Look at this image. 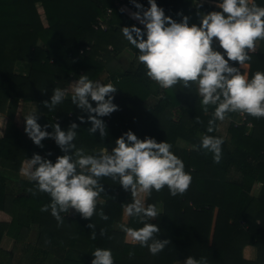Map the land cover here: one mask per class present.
<instances>
[{"label":"trees","instance_id":"trees-1","mask_svg":"<svg viewBox=\"0 0 264 264\" xmlns=\"http://www.w3.org/2000/svg\"><path fill=\"white\" fill-rule=\"evenodd\" d=\"M115 1L0 0V113L7 116L0 136V167L18 172L33 153L46 156L50 152L48 158L53 161L64 154L51 138L42 140L43 147L37 146L16 124L14 109L19 101L36 103L41 125L58 122L67 128L76 121L79 127L74 143L89 154L104 147L110 149L115 139L129 129L141 139L150 136L158 142L166 140L172 145L170 150L183 160L185 171L192 175L191 184L182 195H170L165 186L145 197L146 205L155 204L157 209L161 205L160 215L150 222L160 226L157 236L171 243L153 255L147 247L124 240L125 232L120 227L124 224L122 206L131 202L132 196L110 177L100 178L105 192L97 203V211L102 210L107 220L95 213L85 219L75 211L73 216L61 213L63 222H58L50 209L41 211L51 198L36 191L35 182L0 174V211L10 217L8 228L0 230V243L4 235L16 243L10 252L0 248V256L8 255L11 262L19 243L20 251L38 259V264H91L90 253L96 247L111 249L114 264H174L188 256L205 257L208 264H264V117L244 113L250 127L246 121L236 123L232 119L227 128L230 136L225 138L217 130L215 106L208 105L204 111L194 83L190 88L178 83L164 89L145 75L146 69L138 60L122 68L116 62L118 53L129 48L136 59L138 50L123 37L121 27L137 23L124 16ZM121 2L137 11L131 0ZM37 3L46 25L41 21ZM139 3L148 6L147 0ZM255 3L264 6V0ZM157 4L177 21L181 19L178 13L187 15L190 24H199L200 15L219 10L195 0H157ZM98 18L106 24L105 30L93 27ZM258 41L259 50L249 53L251 59L246 61L249 79L257 71L264 72V40ZM18 62L28 63V72H15ZM102 71L108 74L104 83L117 87L112 95L119 106L102 117L108 133L103 139L98 131H87V119L84 123L77 119L78 115L87 114L71 103V95L52 111L43 104L55 87H67L81 74L95 80ZM235 114L228 113L226 117L235 118ZM209 120L214 121L210 133ZM46 130L51 131V127ZM205 134L223 137L219 163L214 162L212 153L199 147ZM179 140L188 146L180 147ZM256 184L260 188L254 196ZM90 220L96 226L95 239L87 227ZM64 223L71 227V235L66 247H58L53 243V228ZM125 224L132 228L142 226L136 217L129 216ZM23 227L34 231L33 244L19 242ZM245 245L256 247L255 261L242 257Z\"/></svg>","mask_w":264,"mask_h":264},{"label":"clouds","instance_id":"clouds-1","mask_svg":"<svg viewBox=\"0 0 264 264\" xmlns=\"http://www.w3.org/2000/svg\"><path fill=\"white\" fill-rule=\"evenodd\" d=\"M131 3L137 11L130 12V16L143 27L123 26L121 32L138 50L136 59L144 65L149 79L164 89L178 83L190 88L195 83L204 111L208 105L215 106L216 120L223 121L232 112L264 117V72L257 71L249 79L236 66L250 60L249 53L256 51V41L264 40V6L255 0H216L219 10L200 15L199 24H190L187 15L178 13L179 21L166 15L157 0H147V7L139 0ZM116 90L113 83L91 80L85 74L71 84V103L87 114L78 115L77 119L80 123L87 119L90 122L87 131L90 134L98 131L101 139L108 134L102 117L119 108L112 95ZM68 94V89L55 87L43 104L52 111ZM213 123L209 120L207 132L213 131ZM49 127L51 131L46 130ZM78 127L76 121L67 128L58 122L41 125L36 112L24 115V132L34 144L43 147L42 140L51 138L64 153L56 156L55 161L48 158L50 152L46 156L33 153L23 170L35 182V190L51 198L49 204L41 206V211L50 209L58 222H63L61 213L70 210L85 219L95 213L107 220L102 210L97 211V203L105 192L100 178L110 177L130 191L132 200L122 206L124 213L136 217L142 225L132 228L121 224L122 231L133 243L147 247L151 254L161 252L171 241L157 236L160 226L150 221L160 212L155 204L146 205L145 197L165 186L172 196L184 194L192 175L185 171L183 160L170 150L172 145L166 140L158 142L150 136L141 139L130 129L117 137L110 149L104 147L98 153L88 154L74 143ZM222 144L223 137L205 134L199 147L212 153L214 162L219 163ZM87 227L95 239V224L90 220ZM90 254L91 264H114L109 248L96 247ZM183 264H208V261L205 257L188 256Z\"/></svg>","mask_w":264,"mask_h":264},{"label":"crops","instance_id":"crops-1","mask_svg":"<svg viewBox=\"0 0 264 264\" xmlns=\"http://www.w3.org/2000/svg\"><path fill=\"white\" fill-rule=\"evenodd\" d=\"M142 1L146 2V0H142ZM250 2H251V0H250ZM195 3H198V4L199 3H207V4H210L211 6L217 7L216 0H195ZM121 4H122L121 12L123 13V15L126 16V17H129L134 22L139 24L138 21H136L135 19H133L130 16V12H134L135 10H133L131 7L127 6L123 2H121ZM160 6H162V5L160 4ZM140 26L143 27V25H140ZM257 50H259V41L258 40L256 41V51ZM126 54L131 55L130 63H132L133 61H137V59H135V57H134V54L132 53V51L129 48H125L120 53H118L117 58L119 56H124ZM129 64L127 66H124V67L122 65L121 66L123 68H127L129 66ZM238 67H240L241 73L247 77L248 76V69H249L248 64L245 62L244 65H242V66L238 65ZM194 86H195V89L197 91V85L195 83H194ZM23 103H27V104L28 103H32V104L34 103L35 107H34V109H32V111H30V113L33 112V110L36 112V110H35L36 109V103L35 102H23ZM236 114H237V116H236ZM236 114H235V116H236L235 118L234 117L233 118L226 117L225 120H223V121L218 120V124H219V122H221V123L230 122V121H232V119L234 121V119H236L238 117V112H236ZM4 116H5L4 114L0 113V120L4 119ZM218 126H217V130H218ZM0 128H3V127H0ZM218 132H219V130H218ZM27 162H28V160H24L23 161V163L21 165V168H20V170L18 172H14V171H11V170H8V169L0 167V174L5 175L7 177H9L10 175H14L15 176L14 180H18V179L29 180L27 178V176L25 175L24 171H23L27 167ZM255 186H254L253 191H252V194L254 196H256L258 194V192H259L258 190L260 188V184H256ZM158 209L159 210L161 209V205L158 206ZM74 213H75V210H70L68 212L69 216H73ZM127 218H128V216L124 213V210H123L122 223L125 224L127 222ZM9 219H10L9 215H7L6 213L0 211V230L5 231L8 228ZM33 234H34V231L30 227H23L19 231L18 240L21 243L31 242V244H33V241H34ZM70 235H71V227L68 224L64 223V224L55 225L54 228H53V243H54V245H57L58 247H66L68 242H69ZM124 240L126 242H128V243H133L127 237L126 233L124 235ZM15 245H16V243H15V240L13 238H11V237H9L7 235H4L2 237V240H1V243H0V248H1V250H4L6 252H10L14 248ZM21 248H22V245L21 244L19 245V243H18V246L16 247V251H17L16 252V256L11 262L9 261V256L8 255H3L2 254L0 256V264H38V259H36L33 256H29V253L23 254L20 251ZM241 254H242V257L245 260H248V261H255L257 259V249L253 245H245L242 248ZM183 262H184V259L179 260V261L175 262L174 264H183Z\"/></svg>","mask_w":264,"mask_h":264},{"label":"rangeland","instance_id":"rangeland-1","mask_svg":"<svg viewBox=\"0 0 264 264\" xmlns=\"http://www.w3.org/2000/svg\"><path fill=\"white\" fill-rule=\"evenodd\" d=\"M122 6V4H121ZM36 7H37V11L40 15V18H41V21L44 25H46V21H45V17H44V14H43V10L42 8L40 7V3H37L36 4ZM133 53V52H132ZM130 60H131V55L129 54H126L124 56H119L118 58H116V62H118L120 65H122L123 67L124 66H127L129 63H130ZM122 67V68H123ZM240 69V67H238ZM28 69H29V65L28 63H25V62H18L15 64V72L17 73H26L28 72ZM107 72L106 71H102L101 73H99V75L97 76V78L95 80H101L102 82H104L107 78ZM74 81H70L67 85V89H68V96L71 95V84L73 83ZM35 105L34 103H23L22 101H19L16 105V108L14 109V121L16 122V124L24 131V115H27L30 113V111H32V109H34ZM36 110V109H35ZM33 112H35L33 110ZM242 112H238V117L236 119H234L235 121H238L242 115H241ZM36 116L38 118V113H37V110H36ZM237 116V114H236ZM235 116V117H236ZM2 120V121H1ZM0 120V127H3V128H0V135L3 133V129H4V126H5V123H6V120H7V116L5 115L4 116V119H1ZM228 124L229 122L227 123H221L219 122V126H218V130H219V133L225 137V138H229V133L227 131V128H228ZM178 145L180 147H187L188 145L179 140L178 142ZM89 154V152H86ZM17 176V175H16ZM10 178H15L14 175H10L9 176ZM256 187V186H255ZM257 188V187H256ZM257 193V192H256Z\"/></svg>","mask_w":264,"mask_h":264},{"label":"built area","instance_id":"built-area-1","mask_svg":"<svg viewBox=\"0 0 264 264\" xmlns=\"http://www.w3.org/2000/svg\"><path fill=\"white\" fill-rule=\"evenodd\" d=\"M115 4H116L117 6H119V7H122V6H121V0H116V1H115ZM110 11H111L110 9L107 10L108 13H109ZM97 20H98L97 24L94 25L93 27H94L95 29L99 27L100 29L105 30V29H106V24L104 23V21H103L102 19H100V18H98ZM239 70H240V69H239ZM64 89H67V87H65ZM241 115H242V117L240 118L239 121H236V123L246 121V119H245V114H244V113H241ZM246 125L249 126V127L252 126L251 122H248V121H246Z\"/></svg>","mask_w":264,"mask_h":264}]
</instances>
